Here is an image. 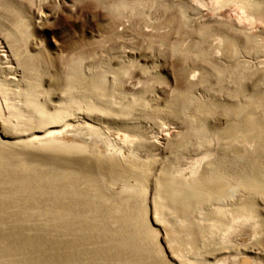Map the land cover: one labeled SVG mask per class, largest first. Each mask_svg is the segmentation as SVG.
Masks as SVG:
<instances>
[{"label": "rangeland", "instance_id": "1", "mask_svg": "<svg viewBox=\"0 0 264 264\" xmlns=\"http://www.w3.org/2000/svg\"><path fill=\"white\" fill-rule=\"evenodd\" d=\"M17 193L106 264H264V0H0Z\"/></svg>", "mask_w": 264, "mask_h": 264}, {"label": "bare ground", "instance_id": "2", "mask_svg": "<svg viewBox=\"0 0 264 264\" xmlns=\"http://www.w3.org/2000/svg\"><path fill=\"white\" fill-rule=\"evenodd\" d=\"M36 182L37 181H35V183ZM19 200L21 199L18 193L10 194V195L7 194L6 196L0 195V204H2V206L6 209H8L9 207L11 208V206L16 207L17 206L16 202H18ZM71 200L75 201L73 199ZM9 212L10 211H0V245H2L3 247L6 246L9 249L15 248V250L17 251L14 250V252L19 253L17 255L22 258L21 261L23 262L25 261L24 264L25 263H29V264H106V262H104L103 260L96 259L95 256L94 258L89 259V257H87L84 253H80L81 251H76V249L78 250L79 247L74 248L75 251L72 249V247H75L76 245L75 243L72 242V239L68 237L70 233L72 232V229L61 227L59 223L60 217L63 219V221L65 218H69L67 217L66 213L64 214L65 218L62 216H59V219L58 220L56 219L58 222L56 220L51 219L52 217L49 218L48 216H46V219H43L44 221L42 220V225L37 224V227H34L31 224L32 220L23 219L24 213H21V216L23 217L21 216L19 217L16 214V216H18L17 219L12 220L8 218L7 214ZM84 213L82 214L85 215ZM6 217L10 221L6 219ZM31 227L34 229H31ZM87 227L89 226L87 225ZM84 228L86 227L84 226ZM91 230H93V232H96V233L98 232V230L95 228H92ZM31 240L33 241L31 242ZM67 242H69L68 247L71 248V251H70L71 254H68V252L64 253V251H61V252L56 251L57 249H60V247L58 246H61L64 249V246L65 245L67 246ZM29 248H33L35 250L32 252L31 251L29 252ZM123 249L125 251V252H122L123 256H127L128 254L127 250L129 249L125 247ZM67 255L70 256L71 259L70 258L67 259L66 258ZM112 256H113V259L119 260L121 264H126L125 263L126 261L124 262L123 260H120L119 256H114L113 254Z\"/></svg>", "mask_w": 264, "mask_h": 264}]
</instances>
